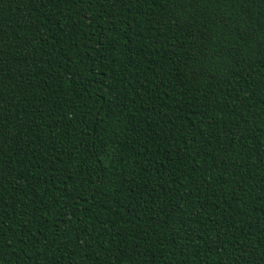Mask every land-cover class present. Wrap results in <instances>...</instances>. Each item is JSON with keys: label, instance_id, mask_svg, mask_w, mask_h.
<instances>
[{"label": "trees", "instance_id": "16d2710c", "mask_svg": "<svg viewBox=\"0 0 264 264\" xmlns=\"http://www.w3.org/2000/svg\"><path fill=\"white\" fill-rule=\"evenodd\" d=\"M0 264H264V0H0Z\"/></svg>", "mask_w": 264, "mask_h": 264}]
</instances>
